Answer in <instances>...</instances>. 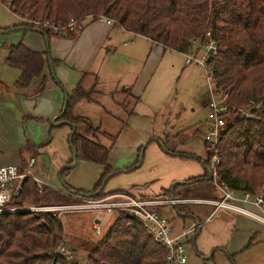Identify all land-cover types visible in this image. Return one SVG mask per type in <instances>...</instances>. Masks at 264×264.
Wrapping results in <instances>:
<instances>
[{
    "label": "trees",
    "instance_id": "trees-1",
    "mask_svg": "<svg viewBox=\"0 0 264 264\" xmlns=\"http://www.w3.org/2000/svg\"><path fill=\"white\" fill-rule=\"evenodd\" d=\"M10 8L22 18L64 24L70 16L78 19L75 29L60 33L71 36L85 17L103 14L126 30L144 35L163 48L182 53L189 49L191 39L200 42L212 38L217 52L208 59L216 88L228 91V102L251 111L243 116L233 111L231 122L223 130L217 143V179L234 190H247L259 194L264 202V0H11ZM18 27H30L45 36L58 35L52 27L34 26L22 22ZM10 29V28H7ZM209 31L210 35L205 33ZM7 64L19 68L21 73L15 85L26 86L34 75L42 72L44 53L26 46L22 41L8 45ZM55 82L61 85L57 79ZM90 92L78 83L66 95V108L55 117L54 126L75 123L70 147L82 158L104 165L92 189H63L48 184L41 192L32 178L23 182L19 201L56 204L73 201L71 192L106 194L105 182L113 172L108 163L110 147L87 133L99 129L87 118L73 115L72 104ZM257 104V108H253ZM84 124L85 133L77 130ZM207 158L198 157L204 173L193 176L203 187H185L180 184L157 197L193 198L212 197L214 184L209 178L211 151L205 144ZM141 150V147H140ZM195 155L194 153H192ZM196 156V155H195ZM135 163L128 168L136 167ZM72 158L69 162L72 161ZM27 166L20 151V170ZM68 167H62L64 175ZM111 192V191H110ZM117 214L107 230L90 247L87 254L92 264H164L165 249L155 241L137 219L124 210ZM64 234L61 217L52 211H13L0 213V264H55L47 250L55 247ZM232 256V254H230ZM232 258V257H231ZM233 259V258H232ZM61 264H67L61 260Z\"/></svg>",
    "mask_w": 264,
    "mask_h": 264
},
{
    "label": "crops",
    "instance_id": "crops-1",
    "mask_svg": "<svg viewBox=\"0 0 264 264\" xmlns=\"http://www.w3.org/2000/svg\"><path fill=\"white\" fill-rule=\"evenodd\" d=\"M18 24L14 23L13 27L16 33L8 37L9 41L0 45V113H7V122L16 129L11 133L13 139H24L23 130L20 128L22 126L25 130L32 122H41L45 126V122L49 120L59 123L60 121L54 119L62 110L67 93L78 83L85 90L91 91L90 97L76 100L71 111L73 115H81L90 122L92 118H96L93 113L103 112L108 105V100L103 97L104 93L112 94L113 91H118L123 95L120 105L127 115L126 118L122 119L110 113L103 116L104 122L109 121L107 117H112L113 122L118 123L120 130L116 134L107 135L115 139L117 144L119 141L125 143L128 153L123 161L113 162V145L108 146V163L111 168L118 169L109 178L117 172L129 171L141 165L142 160L136 167L128 168L136 162L141 151H144L140 150V147L145 139L157 142V147H153L149 153L148 161H156L160 166L153 164L150 171L147 168L140 169L143 174L139 175L140 179L135 182L133 179H126L124 184L116 187H109L107 190L103 187V191L124 190L142 197L155 196L166 192L167 189L172 191L174 186L180 184L186 185L185 187H203V182L191 178L204 173V165L198 158L200 156L194 150L169 148L168 137L162 139L152 133L155 115L165 101L172 78L186 65L182 52L165 49L144 35L90 16L81 21L79 28L71 36H45L37 29L18 27ZM126 37L130 39L124 40ZM18 41H22L31 49L43 52L45 58L42 72L34 75L26 86L15 85L21 70L5 62L8 45ZM123 55L128 59L123 61L125 64H118V57ZM56 79L61 85L55 82ZM35 118L38 121L30 122ZM99 119L101 121L102 118ZM53 123L48 128L50 131L67 124L54 126ZM24 134L26 135V132ZM39 139H51V135L47 136L45 132ZM28 146L29 143L22 142L16 153L8 157L9 162L0 161V165L19 164L20 151L23 153ZM24 157L28 159L29 156L24 154ZM70 159H62L59 163H69ZM35 161L34 157L33 164ZM31 167L30 173L48 184L50 180L43 177L40 166L36 164ZM211 181L214 184L213 177ZM53 184L48 185L63 189ZM167 197L182 198L172 195ZM192 202L205 204L207 207L195 211L190 208ZM168 204H172L176 211V223L185 216L194 217L188 226L173 228L178 234L190 228L193 223L203 221L213 208L209 203H199L191 198ZM174 209L162 206L160 211L167 217V214L172 215L175 212ZM183 236H186L184 241L191 242L195 254L189 264H264V224L242 213L219 208L210 219L187 231Z\"/></svg>",
    "mask_w": 264,
    "mask_h": 264
},
{
    "label": "rangeland",
    "instance_id": "rangeland-1",
    "mask_svg": "<svg viewBox=\"0 0 264 264\" xmlns=\"http://www.w3.org/2000/svg\"><path fill=\"white\" fill-rule=\"evenodd\" d=\"M20 22H22L21 15L13 11L5 2H0V45L2 42L9 41L8 37L16 33V29H13L14 23ZM129 39V37H126L124 40L128 41ZM197 46L198 48L195 49L194 53H196L198 57H201L206 51V47L200 42ZM118 59L120 60L118 64H125L123 61H126L128 58L123 55L118 57ZM209 94V80L206 76L204 64L202 65L195 61L186 64L181 70L179 69L178 73L172 78L165 101L155 115V125L152 133L159 135L162 139L168 137L167 146H169V148L185 149L187 151L194 150L197 155L206 159L207 150L204 145L202 130L205 128L204 121L208 111L205 100L209 97ZM103 97L108 100V105L105 106L103 112L93 113L96 118L91 119V123L94 126H99L100 129L91 130L92 132L87 133V135L94 137V139L106 146L113 145L111 148V156L114 160L113 162L118 163L125 159L128 150L125 143L122 144V141H119L117 144L115 139L107 135V133L116 134L118 130H120V127L117 122H113L112 117H107L109 121L104 122L105 117L103 115H108L107 113H110L122 119L126 118L127 115H125L123 107L120 105L123 95L118 91H113L112 94L105 92ZM6 116L7 113H0V161H3L2 163L9 162L7 161L8 157L16 153L18 146L22 142H27L29 146L22 154L35 157L36 161L33 165L35 166L37 164L40 166L44 173L43 177L50 180L48 184L54 183L59 188L68 191L72 187L87 190L98 181L104 170V165L82 158L77 159L76 163L72 167H69L64 175L60 174V169L71 163H63L62 165L59 163L62 159L66 161L72 157V151L68 142L69 133L71 131L69 125L65 124L60 127L58 126L50 131L48 128L50 124L53 123L52 120L48 122L45 120V126V124L41 122H32L38 121L35 118L30 120L32 123L28 124L25 130L24 127L22 128L21 126L20 129L21 131L23 130L22 135L24 139H13V134L11 133L16 129L7 122L8 119ZM100 117L102 118L101 121L99 119ZM25 120L27 119L25 118ZM77 130L81 133H85L84 124H79ZM24 132H26V135ZM45 132L47 136L51 135V139H39ZM147 140L148 139H145L141 146V149H144V151H142L141 165L132 170L117 172L112 175L106 181L104 186L105 190L109 187L112 188L124 184L126 179H133L135 182L140 179L138 176L143 174L140 172V169L145 168L146 170L147 168L150 171L151 165L154 164L156 167L160 166V163L156 161H148L149 153L154 149L153 147H157V142L148 140L149 142L146 143ZM44 183L47 184L45 181ZM236 193L240 194V191ZM26 203L27 202H25V204ZM162 206H170L174 209L172 204H160L156 206V209L161 215H163L160 211ZM205 206L207 207L205 204L193 202L190 204V208L195 211L198 210V208L203 210ZM92 213L93 211L91 210H67L65 212L66 219L63 221V237L72 247H77L81 259L86 258L93 241L97 240L107 230L117 214L116 210L111 211L103 224L102 233L96 234L94 233L90 221ZM174 215L175 217L177 216L176 211L173 212L172 215L167 214V217L164 216L168 224L172 227V230L173 228H184L194 219L193 216L189 215L181 219L179 223H176ZM185 237L186 236H183L182 238L185 239ZM185 244L188 258L186 264H189L192 256L195 254L192 250L191 242L187 240Z\"/></svg>",
    "mask_w": 264,
    "mask_h": 264
},
{
    "label": "built area",
    "instance_id": "built-area-1",
    "mask_svg": "<svg viewBox=\"0 0 264 264\" xmlns=\"http://www.w3.org/2000/svg\"><path fill=\"white\" fill-rule=\"evenodd\" d=\"M5 2L9 7L11 0H0ZM101 21L112 24L113 20L103 14L98 15ZM26 22H31L34 26H49L58 34L75 29L78 25V19L70 16L64 24H55L49 21L32 20L30 18H22ZM207 36L210 32L205 33ZM200 39L194 37L191 39L189 49L183 53L185 64L193 61L204 64L206 76L209 80L210 94L206 101L208 108L207 116L204 121L205 128L202 130L204 143L211 151L210 165L211 174L214 180L213 196L210 198H191L199 203H209L213 206L211 212L205 216L203 221L193 223L190 228L183 233L178 234L172 230L167 219L158 213L156 206L164 203H173L185 198H169L157 196H137L124 190L107 192L106 194L95 196L91 194H83L71 192L73 201L56 204H29L19 201L22 191L23 182L27 178H32L41 192L42 186L45 184L42 179L30 173L29 169L33 165L34 157L29 156L27 166L24 170H20L19 164H2L0 165V213L13 211H52L58 217L63 216L67 210H91V226L94 233L100 234L103 231L108 214L113 210H124L132 218L141 222L146 232L158 243H160L166 253L164 256V264H186L187 252L186 244L182 238L187 231L195 229L201 223L210 219V217L219 208H227L232 211L242 213L252 219L264 224V202L259 194H253L247 190H241L237 194L236 190L229 187L225 182L217 179L215 165L217 158V143L223 130L232 120L233 111L243 116L252 115L251 111L236 106L228 102V91L216 88L214 83L213 71L208 64V59L217 52V45L212 38L207 41L200 42L205 45L206 51L201 57L194 53L198 48ZM257 104H253V108H257ZM65 193L70 192L68 190ZM47 254L55 258V264H61V260L67 264H92L88 256L81 259L77 247H72L62 236L60 242L53 248L47 250ZM103 264V263H100Z\"/></svg>",
    "mask_w": 264,
    "mask_h": 264
},
{
    "label": "water",
    "instance_id": "water-1",
    "mask_svg": "<svg viewBox=\"0 0 264 264\" xmlns=\"http://www.w3.org/2000/svg\"><path fill=\"white\" fill-rule=\"evenodd\" d=\"M65 108H66V97H65V102H64V105H63V107H62V110L57 114V115H59V114H62L64 111H65ZM66 123L68 124V125H70V127H71V131H70V133H69V137H68V140H69V143H71V138H72V135H73V132L75 131V128H76V125H75V123H73V122H71V121H66ZM72 161H71V163L70 164H68V165H66V167H72L75 163H76V161H77V156H76V152H75V150L72 148ZM141 159H142V151H141V153H140V158H139V162L141 161ZM209 177L210 178H212V174H211V172L209 173ZM83 194H89V193H83ZM92 195V194H91ZM66 217V215L65 214H63V216H62V220L63 221H65V218Z\"/></svg>",
    "mask_w": 264,
    "mask_h": 264
}]
</instances>
